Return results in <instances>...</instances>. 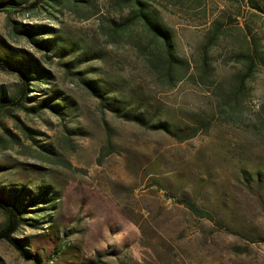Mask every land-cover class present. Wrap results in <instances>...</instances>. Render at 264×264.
<instances>
[{"label": "rangeland", "instance_id": "rangeland-1", "mask_svg": "<svg viewBox=\"0 0 264 264\" xmlns=\"http://www.w3.org/2000/svg\"><path fill=\"white\" fill-rule=\"evenodd\" d=\"M33 1L0 8V56L50 72L30 84L22 102L38 108L27 110L22 76L0 69V92L19 102L0 107V195L21 196L25 207L16 233L25 254L1 239L0 264H264V125H255L264 120V63L247 75L241 121L219 119L216 92L247 70L244 29L264 56V0H147L192 65L174 88L147 66L154 44L137 0ZM28 24L51 31L41 38L56 47L14 29ZM201 117L209 129L176 135ZM41 186L59 196L46 209L35 202ZM5 220L0 211V229Z\"/></svg>", "mask_w": 264, "mask_h": 264}, {"label": "trees", "instance_id": "trees-1", "mask_svg": "<svg viewBox=\"0 0 264 264\" xmlns=\"http://www.w3.org/2000/svg\"><path fill=\"white\" fill-rule=\"evenodd\" d=\"M41 1L42 0H34L33 2H31V5L40 6ZM43 1L50 4L52 0ZM137 2L139 4V7H137L136 9L138 20L144 28L143 31L145 37L148 40L146 44H154V50H152L151 52L149 51L146 56L147 66L150 68L153 75L157 76V78L166 83L169 88H174L180 81L188 76L189 70L192 68V65L189 60H185L176 54L174 41L170 30L158 21L155 11H150L151 7L148 5V1L137 0ZM250 3L255 7L257 6L253 3V0H250ZM22 4L23 0H0V8L16 7ZM124 25L126 26V24H121L120 26L122 27ZM43 28V25L33 24L14 26L15 31H17L19 34L25 35L29 40H31L33 43H36L41 48H55L57 43L54 42L53 39L44 40V38H41L42 35H48L52 33L51 31ZM125 29L116 28L113 31L120 32V30ZM247 29L249 30V33L244 29V41L248 45L247 57L245 58L244 62V66L247 68V70L240 74L238 78L231 81L229 85H217L216 87L218 100L217 114L219 115V119L221 121L227 123L241 121V117L243 115L242 105L244 101V94L247 91V75L249 73H252L256 62L264 63L263 53L258 50L259 42L254 34L251 33L250 28ZM123 35H127V33H116L113 34V37L119 39L120 37H123ZM143 45L145 44L138 42V47L140 48V50H142L141 48L143 47ZM203 55V73L199 72V74L206 82L209 79L207 76L209 62L206 58V56H208V51L205 50ZM82 59L84 58H80L79 62H81ZM0 69L14 70L18 72L20 76H22L23 84L19 89V93L22 97V100L20 101L21 106L25 107L27 110H37L38 107H27L22 101H26L29 99L30 96L28 95V93L30 84H32L34 80L44 82L45 80L43 79H47L49 77V69L44 68L37 61H34L30 58L28 59V61L26 59V61L24 62H15L2 56H0ZM87 83L92 88L98 89L93 85L92 81L89 80ZM17 103L19 102L16 96H9L4 91L0 92V107L8 108L10 105H14ZM59 103H51V101L47 102L46 100L44 104H42L43 106H41L50 107L53 111L59 112L61 107H63ZM133 117L141 122L146 121V123L148 125H151V127L162 129L170 133H179V127L170 124L167 120H160L155 124L149 121L147 122V120L141 118V115L133 114ZM259 123L264 125V120L259 119L255 122V125H259ZM211 126L212 122L208 118L201 117L194 125L184 126L183 134L176 135H179V137H181L182 139L192 138L197 135L202 129L207 130ZM40 189L41 191L38 196L36 194L37 199H39L40 201L37 200L35 202H41L45 204L44 206H40L44 207V209L51 205H54L53 201H56V199L59 198V196L56 194V190L51 189V187L49 186H41ZM22 200L23 198H21V196L19 198L14 194H11L10 197L0 195V211H2L6 216L5 223L0 229V240L3 239L10 242L20 252L25 254L24 246L21 240L16 236V233L19 231L22 225V221L25 219L23 216V214L25 213V207L22 206ZM182 203H184L192 213L200 217L213 219V215L209 211L200 208L196 202L185 198L182 200ZM31 219L34 222H38L37 218Z\"/></svg>", "mask_w": 264, "mask_h": 264}]
</instances>
